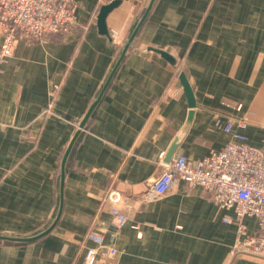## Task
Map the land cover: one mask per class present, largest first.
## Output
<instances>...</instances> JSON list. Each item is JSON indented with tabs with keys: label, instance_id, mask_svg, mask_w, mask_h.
<instances>
[{
	"label": "crops",
	"instance_id": "0c3cea01",
	"mask_svg": "<svg viewBox=\"0 0 264 264\" xmlns=\"http://www.w3.org/2000/svg\"><path fill=\"white\" fill-rule=\"evenodd\" d=\"M73 1L74 33L19 39L0 64V236L51 228L29 242L0 240V264H86L84 248L94 244L85 233L109 224L111 190L127 216L116 264H264L231 254L236 226L222 218L233 213L201 187L176 179L164 194L144 196L178 136L170 159L222 149L228 121L244 122L234 128L263 144L264 0H153L104 90L150 0H119L107 14L116 42L96 26L110 0ZM181 71L195 98L188 122ZM242 221L255 232L254 217Z\"/></svg>",
	"mask_w": 264,
	"mask_h": 264
},
{
	"label": "built area",
	"instance_id": "2783aa9c",
	"mask_svg": "<svg viewBox=\"0 0 264 264\" xmlns=\"http://www.w3.org/2000/svg\"><path fill=\"white\" fill-rule=\"evenodd\" d=\"M76 5L73 0H0V64L12 54L19 39L27 42L46 41L50 35H68L77 29ZM116 42L118 33L110 32ZM57 89L58 86H55ZM51 103L48 104L50 108ZM236 128L242 121H228L223 130L230 135L220 150H210L192 160L179 154L167 162L159 156L161 170L145 192V198L164 194L176 179L191 187H201L208 199L221 210H229L222 220L236 226V238L231 254L238 253L264 259V142L254 146ZM121 200L117 190L109 191L103 202L112 203L110 221L105 226H92L85 238L93 246L84 248L86 264H116L115 242L127 222L124 212L116 208ZM254 217L256 230L248 233L243 218Z\"/></svg>",
	"mask_w": 264,
	"mask_h": 264
},
{
	"label": "water",
	"instance_id": "95a60500",
	"mask_svg": "<svg viewBox=\"0 0 264 264\" xmlns=\"http://www.w3.org/2000/svg\"><path fill=\"white\" fill-rule=\"evenodd\" d=\"M118 3H119V0H110L109 2H107V3H105V4H103V5L100 6V8H99V10L97 12V15H96V26H97L98 32L100 34H103V35L107 36L109 39H111V35H110V32H109V30L107 28V25H106V16H107V14ZM152 3H153V0H150V2L147 5V7H146V9H145L142 17L138 21V23H137L134 31L129 36L128 41L125 44L124 48L122 49V52H121L118 60L116 61L112 72L108 76V79L106 80V82H105V84L103 86V90L108 85L109 80L111 79V77H112L115 69L117 68V66L121 62V60H122V58L124 56V53H125L128 45H129V43L132 41V39L134 38L135 34L138 32L139 28L141 27L143 21L145 20L147 14H148V12H149V10L151 8ZM148 49L149 50H152L154 52H157L160 56H162L164 59H166L168 62H170V64H174L175 63V58L171 54H169V52H167L166 50H163V49H160V48H155V47H149ZM178 79H179L180 83L182 84L183 91H184V93L186 95V98H187V103H188V107H189V112H188V116H187V122H188V121H190V119L192 117V114H193V110H194V107H195V100H194L195 98H194V94H193V91H192V87H191V85H190V83H189V81H188V79H187V77H186V75H185V73L183 71H181L179 73ZM89 113H90V110L86 114V117L80 122V125H79L80 128H83L84 127L85 121H86ZM184 129H183V131H184ZM183 131L181 132L182 134H183ZM182 134H180V135H182ZM179 138L180 137L178 136L172 142V144L170 145L169 149L166 152V158H165V160H167V161L170 160L169 157L174 152V150H175V148L177 146V142H178V139ZM71 144H72V142H71ZM71 144L69 145V147H68V149L66 151V154L68 153ZM63 175H64V161L61 164V184H62V181H63ZM50 229L51 228H47L43 232H41V233H39L37 235H34V236H30V237H7V236H0V240H8V241H14V242H29V241H33V240H36L38 238H41L42 236H44L45 234H47L50 231Z\"/></svg>",
	"mask_w": 264,
	"mask_h": 264
}]
</instances>
